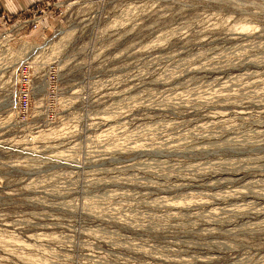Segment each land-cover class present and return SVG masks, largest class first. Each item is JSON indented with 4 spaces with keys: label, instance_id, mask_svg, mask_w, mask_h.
<instances>
[{
    "label": "rangeland",
    "instance_id": "rangeland-1",
    "mask_svg": "<svg viewBox=\"0 0 264 264\" xmlns=\"http://www.w3.org/2000/svg\"><path fill=\"white\" fill-rule=\"evenodd\" d=\"M31 1L0 0V264H264V0H63L44 30ZM8 52L61 72L24 119Z\"/></svg>",
    "mask_w": 264,
    "mask_h": 264
},
{
    "label": "built area",
    "instance_id": "built-area-1",
    "mask_svg": "<svg viewBox=\"0 0 264 264\" xmlns=\"http://www.w3.org/2000/svg\"><path fill=\"white\" fill-rule=\"evenodd\" d=\"M65 7L63 0H32L23 8H19L15 14L18 15L17 22L21 27L30 30L37 28L44 30L45 25L62 20L66 16ZM4 14H8V12L3 10L2 15ZM44 50L47 48L45 47ZM41 51L43 52V49ZM13 58L18 61L14 62L12 70H10L9 79L11 82L13 80L14 85H12L13 91L10 99L15 101L16 116L24 119L29 115L31 98L35 93H45L47 96L55 95L61 85V72L56 65V60L44 61L41 54H36L33 58L29 55L19 58L13 57L9 53V59Z\"/></svg>",
    "mask_w": 264,
    "mask_h": 264
},
{
    "label": "crops",
    "instance_id": "crops-1",
    "mask_svg": "<svg viewBox=\"0 0 264 264\" xmlns=\"http://www.w3.org/2000/svg\"><path fill=\"white\" fill-rule=\"evenodd\" d=\"M9 7V6H8ZM11 10V9H10Z\"/></svg>",
    "mask_w": 264,
    "mask_h": 264
}]
</instances>
